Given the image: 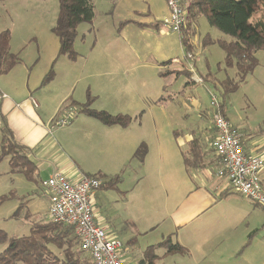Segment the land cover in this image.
I'll use <instances>...</instances> for the list:
<instances>
[{"label": "crops", "instance_id": "crops-1", "mask_svg": "<svg viewBox=\"0 0 264 264\" xmlns=\"http://www.w3.org/2000/svg\"><path fill=\"white\" fill-rule=\"evenodd\" d=\"M179 1L182 4L189 0ZM168 15L169 10L165 18ZM33 17L19 29L11 30V52L20 61L8 73L0 74V94L4 96L0 115L17 143L30 150V159L37 169L35 181L29 182L43 188L42 182L55 172L73 182L87 174L116 176L130 172L132 175L127 178L131 177L133 187L120 191V199L132 225L125 237L128 241L135 238L137 243L126 245L122 241L127 250L124 264H139L146 250L143 244L155 246L169 236L187 252L164 253L162 264H264V206L238 194L224 183L227 180L217 177V160L209 145L215 137L212 129L208 135H141L139 128L106 126L86 115L75 117L68 125L55 126L63 116V107L72 101L86 102L89 92L96 99L94 108L129 114L136 122L145 120L147 114L144 118L142 114L149 104H168L173 97L167 89L169 75L187 68L174 56L182 49L185 53L179 33L178 36L165 27L163 19L157 27L155 23L141 24L130 19L127 21L131 23L122 26L118 33L97 36L76 61H70L59 56L60 42L53 33L55 22L47 19L43 11L33 13ZM133 25L161 31L162 48L159 55L152 54L155 70L151 74L150 59L132 50L131 36L122 35L124 29ZM6 29L2 26L0 32ZM130 29L126 32L130 33ZM17 36L20 37L15 41ZM189 44L195 52L192 40ZM166 49L168 53L164 54ZM170 63L182 69L175 65L168 68ZM52 68L54 79L43 85ZM184 71L192 77L187 69ZM156 78L163 88L155 93L152 88L150 93L149 80L153 84ZM182 95L187 107L190 97L184 91ZM143 142L149 151L143 165L138 166L132 158ZM194 142L198 145L196 156L203 158L202 168L189 167L185 162L192 155L190 145ZM127 178L123 173L121 183ZM261 181L264 186V171ZM103 189L110 188L97 191L95 199ZM116 189L118 185L113 190ZM46 194L50 201L47 190ZM97 207L96 204L99 225L117 237V230L100 216ZM255 239L259 248L254 256L249 252Z\"/></svg>", "mask_w": 264, "mask_h": 264}, {"label": "rangeland", "instance_id": "rangeland-1", "mask_svg": "<svg viewBox=\"0 0 264 264\" xmlns=\"http://www.w3.org/2000/svg\"><path fill=\"white\" fill-rule=\"evenodd\" d=\"M92 2L95 7V18L91 24L82 23L78 27V35L74 43L73 49L79 55L82 50H86L95 42L97 36H108L115 34V31L118 33L124 21L132 19L141 24L156 23L164 19L169 10L167 0H92ZM37 6L41 8L38 9ZM40 11H43V15L46 13L47 19H51V22H56L59 14V0H5L0 2V28L6 26L10 32L12 29L17 30L28 21L30 16L33 17V13ZM260 14L262 15V12ZM256 15L259 14L256 13ZM139 27L141 26H128L122 35L131 36L133 38L132 50L146 54L147 59H150L148 72L151 74L155 70L152 54L159 55L161 52L163 37L157 28H146L145 25L143 29ZM129 28L132 30L130 33L126 32ZM192 29L194 30L192 35L188 34L187 37L192 40L195 47V52H188L193 55L194 63L187 62L184 49L174 55L185 63L192 77L186 74L185 67L179 74L169 75L166 83L168 84L167 89L173 96L170 97L171 101L159 106L149 104V108L142 114L143 118L147 114L145 120L141 119L136 122L134 119L132 129L139 128L141 135H208L213 127L211 93H214L218 97V102L224 107L231 124L250 137V143L261 145L260 152L264 154V50L256 53L258 65L252 73L247 75L245 82L241 83L237 68L226 66L225 52L219 43L220 41L230 42L233 38L212 27L204 15H198L194 19ZM19 37L17 36L15 41H18ZM14 47H16L15 43ZM165 53H168L167 49ZM74 64L73 67L77 65ZM193 64L194 72H191L190 65ZM173 65L179 70L182 69V66L175 63L167 64L168 68H172ZM78 67L82 68L81 64ZM194 75L203 77L204 83L194 82ZM150 80L149 92L151 93L152 88L154 93L156 89L161 92L163 85L160 80L157 81L156 78L153 84ZM229 81L235 86H227ZM183 91L187 97H190L187 107L183 105ZM196 158L198 159V156ZM10 165L9 157L0 161V198L8 196L0 205V228L11 238L28 237L32 233V227L49 223L47 208L49 209L50 202H48L49 198L45 188L30 183L19 173L11 172ZM199 165L202 168L201 162ZM128 175L132 174L124 173L126 178ZM130 179L131 177L118 185L116 190H113L114 188L101 190L99 198L95 199L100 216L117 230V237L126 245L137 243L135 238L128 241L125 237L132 225L126 216L124 202L120 199L121 192L133 187ZM220 179L225 181L223 178ZM257 243L259 241L255 239L253 250L249 252L254 253V256L256 249L259 248ZM146 244L142 246L147 247ZM6 247V244L0 243V253ZM52 248L58 251L56 246ZM157 252L162 255L165 250L159 249ZM179 254H185V252ZM85 256L90 259L87 254Z\"/></svg>", "mask_w": 264, "mask_h": 264}, {"label": "trees", "instance_id": "trees-1", "mask_svg": "<svg viewBox=\"0 0 264 264\" xmlns=\"http://www.w3.org/2000/svg\"><path fill=\"white\" fill-rule=\"evenodd\" d=\"M3 1L5 0H0V2ZM182 7L187 12V24L179 35L186 52L192 51L187 35H192L194 31L193 21L198 15H204L212 27L233 38L230 42L220 41L219 43L225 52L226 66H235L240 75L239 80L241 83L245 82L247 75L252 73L258 65L256 53L264 50V0H189L187 3H182ZM94 9L92 0H59V14L57 21L53 24V33L60 42L59 56H66L70 61L78 59L79 54L73 49L78 27L82 23L93 22ZM260 11L262 15L258 17L256 13L259 14ZM130 23L131 21H124L122 25ZM161 24V21L156 22L155 26ZM10 38L9 30L0 32V74L8 73L20 61L19 56L11 52ZM45 76L43 85H47L54 79V69L52 68ZM203 80L205 81L204 78ZM226 85L235 86L231 81ZM86 99L84 103L72 101L71 104L64 106L60 112L61 116L72 110L74 116L71 121L79 115H86L106 126L123 128H129L135 119L129 114H112L109 111L94 108L96 99L90 92ZM222 109L227 118L223 106ZM0 121V161L9 157L11 172L22 174L28 181H35L37 169L30 159V150L17 143L2 116ZM196 144L194 142L190 145L192 155L185 158L189 167L197 168L200 165L196 162L200 163L203 159L196 158L195 152L198 146ZM148 151V145L145 142L141 143L133 155V161H136L138 166H142ZM123 173L116 176L100 175V173L85 176L99 179L102 182L100 189L103 187L113 189L121 183ZM7 197L0 198V205ZM0 243L7 245L6 249L0 253V264H93L90 254L82 250L80 239L76 236L74 229L52 221L32 227V233L28 237L11 238L0 228ZM53 246H56L58 251L54 250ZM159 249H164L165 255L187 252L182 245L173 242L169 236L160 244L146 247L142 260L138 261L139 264H162L160 260L163 255L158 254ZM86 254L90 259L85 256Z\"/></svg>", "mask_w": 264, "mask_h": 264}, {"label": "built area", "instance_id": "built-area-1", "mask_svg": "<svg viewBox=\"0 0 264 264\" xmlns=\"http://www.w3.org/2000/svg\"><path fill=\"white\" fill-rule=\"evenodd\" d=\"M167 2L169 15L163 19V25L180 34L187 24V12L179 0ZM184 57L188 63H194L191 53L185 51ZM194 67V64L190 65L191 72H194ZM193 79L196 83H204L198 75H194ZM211 94L215 137L209 145L217 160L216 175L227 180L229 188L238 194L264 206V186L261 181L264 154L260 152L261 146L250 143V137L231 124L223 113L217 95ZM3 97L0 94V101ZM73 116L72 110L65 112L55 126L70 124ZM42 185L50 194L47 214L50 221L73 228L82 250L90 254L93 264H124L127 252L125 244L99 225L96 219L94 199L102 185L99 179L84 175L73 182L63 173L55 172Z\"/></svg>", "mask_w": 264, "mask_h": 264}, {"label": "flooded vegetation", "instance_id": "flooded-vegetation-1", "mask_svg": "<svg viewBox=\"0 0 264 264\" xmlns=\"http://www.w3.org/2000/svg\"><path fill=\"white\" fill-rule=\"evenodd\" d=\"M196 163H197V165H199V163H198V162H196ZM198 167H199V166H198ZM198 167H197V168H198ZM194 168H195V167H194Z\"/></svg>", "mask_w": 264, "mask_h": 264}]
</instances>
